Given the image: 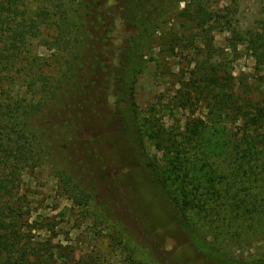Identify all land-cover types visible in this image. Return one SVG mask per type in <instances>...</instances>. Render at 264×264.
<instances>
[{
	"label": "rangeland",
	"instance_id": "1",
	"mask_svg": "<svg viewBox=\"0 0 264 264\" xmlns=\"http://www.w3.org/2000/svg\"><path fill=\"white\" fill-rule=\"evenodd\" d=\"M40 3L28 0L25 9ZM201 6L212 17V55L193 21ZM165 9L137 85L140 122L162 140L150 138L146 148L167 192L213 249L237 262L260 261L264 68L246 38L263 32L264 0H166ZM185 11L193 17H182ZM7 22L9 37L19 20L8 14ZM134 34V28L116 23L107 44L114 55L110 73L114 52ZM30 48L47 61L56 54L44 41ZM51 65L48 73L56 75L59 68ZM15 76L13 90L22 92L26 86ZM110 86L98 84L73 122L60 97L42 111L48 154L23 168L20 200L9 201L26 263L215 264L189 241L134 161Z\"/></svg>",
	"mask_w": 264,
	"mask_h": 264
},
{
	"label": "trees",
	"instance_id": "2",
	"mask_svg": "<svg viewBox=\"0 0 264 264\" xmlns=\"http://www.w3.org/2000/svg\"><path fill=\"white\" fill-rule=\"evenodd\" d=\"M26 1L0 0V264L28 262L21 234L14 228L17 218L9 201L20 200L23 168L48 154L50 133L43 109L60 97L73 122L95 97L94 89L101 83L111 85L115 117L134 161L148 174L189 241L215 264H245L220 254L191 226L176 198L167 192L146 148L150 138L161 137L140 122L137 85L144 72L148 47L166 13V0H40L38 9L28 11ZM198 11L194 17L187 11L181 15L189 13L194 22L198 21L212 55L215 47L208 31V17H212L203 6ZM8 14L13 15L14 22L19 20L9 37ZM118 21L134 28L136 34L125 39L124 46L114 52L115 68L110 73L108 66L114 55L107 44ZM262 31L247 36L246 41L257 64L264 68V25ZM34 41H44L56 52L50 61L30 54ZM99 42L104 45V53L98 48ZM52 63L59 68L56 75L48 73ZM14 75L26 86L22 92L13 90ZM176 153H181L178 148ZM250 264H264V259Z\"/></svg>",
	"mask_w": 264,
	"mask_h": 264
}]
</instances>
